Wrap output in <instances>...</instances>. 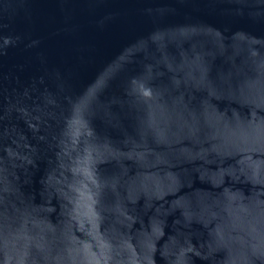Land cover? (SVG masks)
I'll use <instances>...</instances> for the list:
<instances>
[{
  "label": "water",
  "instance_id": "1",
  "mask_svg": "<svg viewBox=\"0 0 264 264\" xmlns=\"http://www.w3.org/2000/svg\"><path fill=\"white\" fill-rule=\"evenodd\" d=\"M0 264H264V0H0Z\"/></svg>",
  "mask_w": 264,
  "mask_h": 264
}]
</instances>
